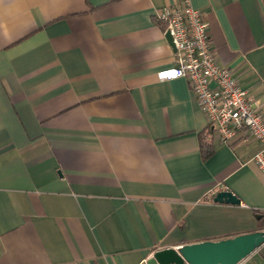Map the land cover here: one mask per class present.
<instances>
[{
	"label": "crops",
	"instance_id": "0c3cea01",
	"mask_svg": "<svg viewBox=\"0 0 264 264\" xmlns=\"http://www.w3.org/2000/svg\"><path fill=\"white\" fill-rule=\"evenodd\" d=\"M191 1L264 114V0ZM180 2L0 0V264H147L264 229L259 141L209 137L188 80L157 77L176 58L156 13Z\"/></svg>",
	"mask_w": 264,
	"mask_h": 264
},
{
	"label": "built area",
	"instance_id": "2783aa9c",
	"mask_svg": "<svg viewBox=\"0 0 264 264\" xmlns=\"http://www.w3.org/2000/svg\"><path fill=\"white\" fill-rule=\"evenodd\" d=\"M157 20L170 32L176 64L157 73L159 80L184 77L214 130L225 144L245 135L261 144L253 161L264 173V114L261 102L248 95L233 70L220 64L212 42L209 23L191 0L166 6L156 13Z\"/></svg>",
	"mask_w": 264,
	"mask_h": 264
},
{
	"label": "water",
	"instance_id": "95a60500",
	"mask_svg": "<svg viewBox=\"0 0 264 264\" xmlns=\"http://www.w3.org/2000/svg\"><path fill=\"white\" fill-rule=\"evenodd\" d=\"M167 38L173 43L170 32ZM215 202L241 204L240 198L231 190L216 193ZM264 244V229L241 233L219 240L186 243L178 249H157L147 264H239Z\"/></svg>",
	"mask_w": 264,
	"mask_h": 264
},
{
	"label": "trees",
	"instance_id": "16d2710c",
	"mask_svg": "<svg viewBox=\"0 0 264 264\" xmlns=\"http://www.w3.org/2000/svg\"><path fill=\"white\" fill-rule=\"evenodd\" d=\"M158 22H159V21H158ZM159 24L162 26V28H164V26L162 25V23L159 22ZM213 133H214V130H213L212 127L210 126V127H209V131L207 132V135H209V137H212ZM203 142H205V141L203 140L202 143H203ZM204 151H205L206 153H209L208 151H210V150H208L206 147H204ZM261 228H263V225H261Z\"/></svg>",
	"mask_w": 264,
	"mask_h": 264
}]
</instances>
